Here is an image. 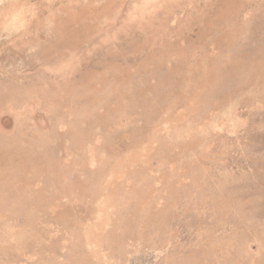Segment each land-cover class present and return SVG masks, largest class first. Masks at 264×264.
<instances>
[{
  "label": "rangeland",
  "instance_id": "obj_1",
  "mask_svg": "<svg viewBox=\"0 0 264 264\" xmlns=\"http://www.w3.org/2000/svg\"><path fill=\"white\" fill-rule=\"evenodd\" d=\"M0 264H264V0H0Z\"/></svg>",
  "mask_w": 264,
  "mask_h": 264
}]
</instances>
